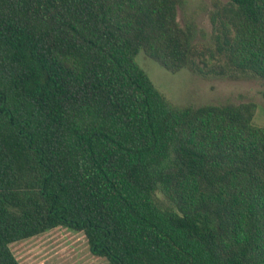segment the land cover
Wrapping results in <instances>:
<instances>
[{"label":"trees","instance_id":"16d2710c","mask_svg":"<svg viewBox=\"0 0 264 264\" xmlns=\"http://www.w3.org/2000/svg\"><path fill=\"white\" fill-rule=\"evenodd\" d=\"M181 3L0 0V264L55 227L105 264H264L255 103L176 106L135 60L264 82V0L215 3L212 46Z\"/></svg>","mask_w":264,"mask_h":264},{"label":"rangeland","instance_id":"374dc122","mask_svg":"<svg viewBox=\"0 0 264 264\" xmlns=\"http://www.w3.org/2000/svg\"><path fill=\"white\" fill-rule=\"evenodd\" d=\"M228 0H182L177 7L180 26L193 21L204 34L196 41L212 46V23L209 12L215 3ZM137 64L147 73L154 87L171 104L198 106L226 102H254L256 110L252 123L264 127V99L260 91L264 82L251 74H234L233 78L202 76L189 68L171 73L146 56L136 55ZM160 202H164L159 196ZM10 249L19 264H105L104 257L93 255L83 232L55 227L31 238L16 241Z\"/></svg>","mask_w":264,"mask_h":264}]
</instances>
